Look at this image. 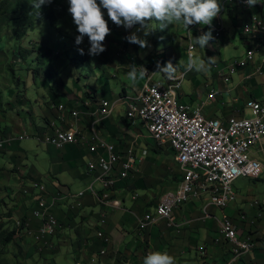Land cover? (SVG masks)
<instances>
[{
	"label": "built area",
	"instance_id": "1",
	"mask_svg": "<svg viewBox=\"0 0 264 264\" xmlns=\"http://www.w3.org/2000/svg\"><path fill=\"white\" fill-rule=\"evenodd\" d=\"M223 12L214 18L212 25H191L184 27L183 39L186 44V56L195 58L197 46L189 47L192 35L198 36L202 32L213 29L214 40L210 41V53L218 49L217 43L222 41L226 32L224 14L234 10L235 6L242 10H249L246 0H222ZM257 14H253L248 21L242 24V36L246 43V52L241 58L231 60L221 59L217 54L212 56L213 63L209 68L216 79L223 86H228L239 74H243L244 82H251L256 78H264V17L259 9L264 3L257 4ZM190 30L192 34H190ZM251 42V43H249ZM212 55V54H211ZM258 57L260 61L258 62ZM191 69L175 71L171 77L159 72L157 67L143 69L145 82L135 96L118 95L112 101L91 100L80 101L79 107H71L68 103L58 102L49 105L57 114L61 127L50 124L44 132L21 134H6L0 129V153L6 152L12 145L26 139L33 138L56 150L66 146L85 147L94 159L89 160L86 169L87 175L94 176V182L100 185L96 191L90 185L85 191L76 195H69L73 200H79L85 193L91 195L95 201L106 208H119L118 201H112L110 193L113 188L131 174L137 171V162L145 158L146 151L137 155L139 145L133 139L130 146L122 153H118L115 146L109 143L99 132V125L108 119L119 106H124L126 119L134 125L139 121L149 133L150 138L161 146H169L175 153V160L182 173V179L175 190L166 192L153 210L144 215L134 214L137 231L144 234L151 226L159 221H165L168 228H176L175 209L189 202L207 198L203 207L204 218L212 217L210 208L225 210L237 202L238 195L234 184L239 178L258 179L264 172L263 163L253 158V149L264 154V96L260 99H249L245 102V112L226 119L207 118L203 111L207 103L197 106L187 105L180 101L181 87ZM159 78L154 79L153 76ZM208 87V102L217 101L221 94L219 89ZM91 108L92 111L88 110ZM89 119L88 134H84L78 127V122ZM31 193H35V205L29 212L31 220L38 223L32 229L29 223H16L17 229L33 241L41 250L50 246L51 240L62 228L56 220L55 209L59 198L50 194L46 187L38 181L30 185ZM74 209L79 201H73ZM252 206L259 207L258 202ZM242 221L245 217L241 218ZM100 223H107L106 215L101 214ZM23 227V228H22ZM98 237L105 244L110 238L103 231ZM224 241L231 245V258L226 264H238L240 260L253 252L256 248V237L239 231L233 220L223 214L220 224V237L216 243Z\"/></svg>",
	"mask_w": 264,
	"mask_h": 264
},
{
	"label": "rangeland",
	"instance_id": "2",
	"mask_svg": "<svg viewBox=\"0 0 264 264\" xmlns=\"http://www.w3.org/2000/svg\"><path fill=\"white\" fill-rule=\"evenodd\" d=\"M53 1L57 2L55 23L48 20H37L34 29H31L28 26L31 18L17 17L10 22L0 39L1 130L8 126L13 127L15 133H32L35 125L43 124L36 115L40 109L47 106L52 97L56 101H62L65 96L72 95L71 97H74L81 92L82 97L83 93H89L95 94L99 100L105 98L111 100L116 99L122 90H125L129 96H135L145 82V77L139 74V69H147L148 66L158 62L164 65L171 60L174 65L176 64L177 72L187 70L186 65L189 59L186 56V44L182 38L184 28L182 23L174 22L167 31H161L158 29V22H153L150 27L154 30L147 38L151 46L140 49L125 39L135 31L136 27L125 29L123 26H117L109 21L111 31L102 42L106 46V50L98 56H89L87 52L90 43L87 36L81 44L75 43L78 33L72 16L68 12L67 0ZM225 22L224 40L217 43L220 58L228 60L241 58L247 50L245 41L241 40L242 27L234 26L227 16H225ZM78 48H83L85 54L81 55ZM197 48L198 52L194 58L197 63L200 60L207 61L206 59L209 57L206 52L207 48L201 49L198 46ZM199 54H201V58ZM211 54L210 56H214L215 52ZM111 60L112 66L109 63ZM130 64H135L138 69L135 79L128 78ZM206 67L207 71H197L193 68L188 72L181 87L184 101L189 100L188 96H192V93L201 94L206 90L204 84L209 83L214 77L209 64ZM153 78L157 79L159 76L154 75ZM232 86L231 83L228 87L231 89ZM234 94L235 92L231 95ZM224 95L226 100H229L230 94ZM118 108L124 109V107H117L116 110ZM116 118L120 119V116L117 115ZM137 126L140 127L143 138H150L148 131L141 128L140 123H137ZM141 141L145 143L146 148L153 150L162 148L151 139H145V141L141 139ZM18 144L24 150V155L17 158L16 161L19 175L16 174L15 168L9 169L14 165L7 156L8 154L0 153V169L9 170V172L0 175V224L4 225L3 230H6L8 234L15 232V237L10 245H0V260L6 264H75L79 262L76 260L75 254L66 257L56 256L55 246L51 249L50 246H47L40 251L33 241L16 226L18 221H22L24 224L29 223L30 204L34 200V197L23 198L25 197L22 194L24 187L30 185L33 180L40 181L46 188L48 185L50 186L53 178L56 179V173H60L57 172L59 168L57 167V157L63 155L64 151H54L33 138ZM165 149L170 150L167 147ZM258 149V146L255 147V152L261 154L259 155L260 159L264 161V154ZM70 155L73 157L70 165L82 173L87 170L86 165L89 157L82 156L79 152H71ZM59 164L66 165L62 161ZM159 164L157 162L156 167L153 168L158 169ZM176 168L175 165L171 173V183H178L181 180L180 171L176 173ZM63 174V177L57 176V178L62 180L69 175L67 172ZM20 177L25 179L18 182ZM26 179L29 182L22 184L27 182ZM263 182L256 184H263ZM242 222L246 224L245 220ZM248 226L244 227L245 231L251 230L253 227L251 223H248Z\"/></svg>",
	"mask_w": 264,
	"mask_h": 264
},
{
	"label": "crops",
	"instance_id": "3",
	"mask_svg": "<svg viewBox=\"0 0 264 264\" xmlns=\"http://www.w3.org/2000/svg\"><path fill=\"white\" fill-rule=\"evenodd\" d=\"M259 13L264 17V6L259 9ZM199 57L201 58V54ZM260 59L258 57V62ZM109 63L112 66V60ZM141 70L139 69V71ZM236 78L237 81L235 82ZM231 83L233 86L230 89L229 85L223 86L215 76L213 77L212 86L221 92L217 101L208 102V87L206 85L209 83L204 84L206 87L204 92L201 94L192 93V96H188L189 100L187 101L183 100V93L181 92L180 101L191 106H197L203 102L207 103L203 111L207 118L226 119L238 115L239 111L243 114L245 102L249 99H260L264 96V78L244 82L243 74H239ZM104 90L106 89L104 88ZM233 92L235 94L231 95ZM226 93L230 94L229 100H226L224 95ZM119 95H127V93L122 90ZM71 96H65L62 101H56L52 97L47 106L40 109L36 115L43 124L35 125L33 132H44L52 123L56 127H61L57 114L49 108L50 104L63 102L70 104L73 108L79 107L80 101L82 102L86 98L99 100L95 94H90L87 97L83 95L82 97L81 92H79L74 96L76 98ZM114 99L105 98L104 100L112 101ZM88 110L92 111L91 108ZM113 114L99 125V132L109 143L115 146L118 153L124 152L132 140L137 139L139 147L136 153L140 156L141 151H146L145 158L137 162V171L134 174H131L128 179L118 183L112 189L110 193L112 197L110 198L112 201H118L120 207L106 208L98 204L87 193L79 200L77 198L73 200L69 196L85 191L90 185H93L96 191H100L101 188L99 184L94 182L93 175H87V170L82 173L69 164L73 159L70 155L71 152H79L82 156L89 157V160L94 159V156L90 155L85 147L66 146L61 149L65 153L63 152V155L57 157V167H59L57 172L60 173H56V179L53 178L51 185L46 188L50 194H55L59 198L54 216L62 228L51 240L53 247H56V256L66 257L75 254L76 260H79L75 264H143L144 257L150 252L167 251L175 258V264H226L231 258V245L224 241L216 243L220 237V224L225 213L233 220L237 229L243 230L242 232L245 234L249 233V230L245 231L244 227H249L248 223H251L253 227L250 231L256 237L255 250L244 256L238 264H264V172L258 179L245 178L242 180L244 178H239L234 184L235 192L238 195L237 202L225 210L211 207L210 214L212 217L204 218L203 207L207 203V198H204L175 209L174 214L179 232L176 228H168L166 222L161 220L140 235L137 231L134 214L141 216L153 210L166 192L178 187L181 180L178 183H171V173L175 165L177 166L175 172L179 173L180 171L181 179L182 173L179 165L175 162V153L169 146H161L162 148L154 150L146 148L141 139L145 141V139L150 140L151 138L141 136L140 127L137 126L139 121L132 125L126 119L125 108L123 110L118 108L116 115ZM117 115L120 116V119L116 118ZM88 123L89 119L87 118L77 123L84 134H88ZM2 131L6 134H21V132L15 133L13 127L8 126ZM47 147L56 151L51 146L47 145ZM166 147L170 150L165 149ZM1 154H8L7 156L14 165L9 169L15 168L16 174L19 175L16 161L17 158L24 155V150L20 144L12 145L10 149ZM259 155L261 154L255 152L254 148L253 158L259 159L264 165V161L260 159ZM58 161H62L66 165L62 166ZM157 162L160 163L158 166L159 168L162 167L161 169L153 168L156 167ZM7 172L9 170H3V173ZM66 172L69 173L66 178H62V180L57 178V176L63 177V173ZM23 179L25 178L20 177L17 181L20 182ZM28 182L27 180L26 183L22 184ZM257 182H263V184H256ZM22 194L25 195L23 198L34 197L30 204V210L33 209L36 195L31 193L29 185L24 187ZM73 201H79V205L71 209V206L75 205ZM254 202H258L260 206H252ZM101 214L106 215L107 223L104 225L100 223ZM242 217L246 218L247 225L243 224ZM28 222L32 229L37 228L38 223L31 220L30 217ZM99 231H103L110 238L109 244L103 243L98 237Z\"/></svg>",
	"mask_w": 264,
	"mask_h": 264
},
{
	"label": "clouds",
	"instance_id": "4",
	"mask_svg": "<svg viewBox=\"0 0 264 264\" xmlns=\"http://www.w3.org/2000/svg\"><path fill=\"white\" fill-rule=\"evenodd\" d=\"M222 0H67L68 12L72 16V21L76 26L78 35L75 38L77 45L81 44L87 36L90 47L87 54L98 56L106 50L102 43L110 33L109 21L125 29L136 26L135 31L125 39L130 44L137 45L140 49L149 48L151 45L147 39L153 32L150 27L152 21L158 22V29L164 31L174 22H180L189 29L191 25H212L214 18L221 16ZM33 10H37L40 15L42 6L49 5L52 0H29ZM249 7L264 3V0H246ZM107 16V19H105ZM225 19V18H224ZM226 23V22H225ZM157 29V28H155ZM184 30V28H183ZM190 34L192 31L190 30ZM214 40L213 29L202 32L198 36L191 38L189 47L198 46L201 49L208 48L210 41ZM81 55L85 54L83 48H78ZM213 57H208L207 61L189 56L187 69L195 68L197 71H207L206 65L213 63ZM129 75L135 79L137 67L130 64ZM159 72H163L171 77L176 71V64L171 60L161 65H156ZM141 76L144 72H139ZM143 264H175V258L167 251H153L143 259Z\"/></svg>",
	"mask_w": 264,
	"mask_h": 264
},
{
	"label": "trees",
	"instance_id": "5",
	"mask_svg": "<svg viewBox=\"0 0 264 264\" xmlns=\"http://www.w3.org/2000/svg\"><path fill=\"white\" fill-rule=\"evenodd\" d=\"M257 8L258 6L255 5L252 9L242 10V8L235 6L234 10H229L224 14V18L225 16H227V18L230 19L231 23L234 26H242V24L248 21V19L253 14H257L256 13L258 11ZM17 17L31 18V20L28 22V26L31 29H34L35 21L37 20L38 21L48 20V21H51L52 23H55L57 20V2L52 0L51 4L42 6L40 15H38L37 10H33L32 5L30 4L29 0H0V39L3 37L4 31L8 28L10 22L17 19ZM153 22H156V21H152L150 23V26ZM167 30L168 29H166V31ZM241 40L245 41L246 39H244V37L241 35ZM215 50H216V54L220 56V50L219 49H215ZM206 52L208 53L207 55L209 57H212L210 56L211 53L209 52L208 49H206ZM155 65L157 64L156 63L152 64V66H148L147 69L151 70L154 68L153 66ZM89 95H90L89 93H84L85 97ZM2 173H3V169H0V175ZM22 223L24 224V222ZM3 229H4V225L0 224V245L1 244L3 246L10 245L13 242V239L15 237V232L8 234L7 231ZM0 264H6V263L0 260Z\"/></svg>",
	"mask_w": 264,
	"mask_h": 264
}]
</instances>
